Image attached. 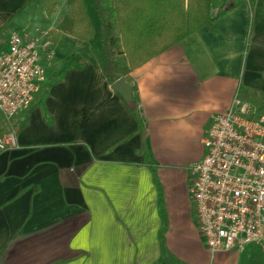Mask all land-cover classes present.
Instances as JSON below:
<instances>
[{"label": "crops", "instance_id": "crops-1", "mask_svg": "<svg viewBox=\"0 0 264 264\" xmlns=\"http://www.w3.org/2000/svg\"><path fill=\"white\" fill-rule=\"evenodd\" d=\"M42 9L41 0H0V53ZM223 10L215 31L188 35L130 82L121 76L131 100L91 50L102 39L89 17L84 51L65 53L29 110L11 122L0 113V137L17 136L0 150V264H264L259 244L211 256L191 197L214 116L235 99L251 117L264 114V0L252 10L213 0V14ZM66 14L60 0L47 34ZM64 36L75 40L62 32L55 47Z\"/></svg>", "mask_w": 264, "mask_h": 264}, {"label": "built area", "instance_id": "built-area-1", "mask_svg": "<svg viewBox=\"0 0 264 264\" xmlns=\"http://www.w3.org/2000/svg\"><path fill=\"white\" fill-rule=\"evenodd\" d=\"M39 41L13 33L0 53V113L9 122L29 110L41 90ZM249 114V107L235 99L214 116L204 137L206 153L194 167L191 197L211 256L250 244L264 247V114ZM16 146L14 129L0 137V150Z\"/></svg>", "mask_w": 264, "mask_h": 264}, {"label": "trees", "instance_id": "trees-1", "mask_svg": "<svg viewBox=\"0 0 264 264\" xmlns=\"http://www.w3.org/2000/svg\"><path fill=\"white\" fill-rule=\"evenodd\" d=\"M41 1L48 16L56 13L60 0ZM255 1L235 0V5L248 2L252 10ZM106 5L103 8L102 0H96L102 47H93L92 51L110 83L121 76L130 82L133 69L203 27L215 31L214 20L227 11L214 15L213 0H106ZM62 32L84 41L93 38L85 0H67L66 16L47 34L53 46ZM65 71L62 67L55 72L53 81Z\"/></svg>", "mask_w": 264, "mask_h": 264}, {"label": "rangeland", "instance_id": "rangeland-1", "mask_svg": "<svg viewBox=\"0 0 264 264\" xmlns=\"http://www.w3.org/2000/svg\"><path fill=\"white\" fill-rule=\"evenodd\" d=\"M85 2H86L85 5L87 8L88 15L91 18V20L94 21L96 30L99 33L101 21H100V18L98 16L97 10H96V0H85ZM62 7L63 8L61 10L64 11L65 10L64 5H62ZM102 7L103 8L107 7L106 0H102ZM53 15L48 16L44 7H43V9L40 11V16L38 17L36 14L35 20L32 24V28L30 27V29H29L27 27V29L21 30L19 32L20 34H23L22 31H28L32 37H34V38L39 37L40 38V41H39L38 47H37L38 55H39L38 63L40 64V66L43 68V70L45 72L44 78H46L45 76L50 77L51 76L50 73H52L53 70L59 68L57 66V63H59V61H61V63H64V64L67 63V62H65V60H66V56H65L66 54L65 53H68L70 51H74L76 53V52H78V50H81L80 52H82L86 48L84 46V43H83L84 40L82 41L78 38H75V40H72V39H70L72 37L64 36L62 43H61V46H60V49H59V47H55L56 45L53 46L51 39H47L48 41L51 42V46H48L46 48V51H45V49L43 50V44H44V40L46 38V34L48 32L49 27L51 25H53V21L55 19L52 17ZM93 47H97V48L101 49L102 43L98 39V37L95 41L92 42L91 50ZM54 51H57V57L55 59H52L49 61V59H51V57L53 56ZM47 61H49V63ZM43 83H44V80H43Z\"/></svg>", "mask_w": 264, "mask_h": 264}, {"label": "water", "instance_id": "water-1", "mask_svg": "<svg viewBox=\"0 0 264 264\" xmlns=\"http://www.w3.org/2000/svg\"><path fill=\"white\" fill-rule=\"evenodd\" d=\"M113 89L121 93L125 100H131V84L127 83L124 78H120L113 84Z\"/></svg>", "mask_w": 264, "mask_h": 264}]
</instances>
